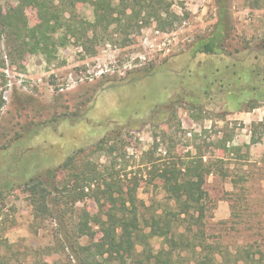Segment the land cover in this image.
I'll list each match as a JSON object with an SVG mask.
<instances>
[{
    "label": "rangeland",
    "instance_id": "rangeland-1",
    "mask_svg": "<svg viewBox=\"0 0 264 264\" xmlns=\"http://www.w3.org/2000/svg\"><path fill=\"white\" fill-rule=\"evenodd\" d=\"M166 2L161 24L150 15L126 31L97 27L86 46L71 39L49 60L40 52L8 53L0 42V237L21 254L53 243L50 225H33L29 180L114 131L125 142V157L115 166L124 165L127 178L142 177L138 198L145 204L159 211L170 206L154 190L144 154L162 157L160 165L165 157L178 162L200 153L213 170L204 183V237L224 255L249 250L242 253L249 264L264 249V98L243 102L264 78V0ZM223 5L229 31L221 52L192 54L191 45L214 30ZM77 12L93 20L90 4H78ZM38 18L36 8H23L26 26ZM260 84L264 91V80ZM63 113L76 118L42 125ZM231 146L238 148L228 152ZM103 154L98 162L108 163ZM64 177L58 171L56 181ZM77 204L97 210L89 197ZM232 204L237 216L221 223L230 219ZM151 244L157 248L161 239Z\"/></svg>",
    "mask_w": 264,
    "mask_h": 264
},
{
    "label": "trees",
    "instance_id": "trees-1",
    "mask_svg": "<svg viewBox=\"0 0 264 264\" xmlns=\"http://www.w3.org/2000/svg\"><path fill=\"white\" fill-rule=\"evenodd\" d=\"M85 3L92 6L91 21L77 14V5ZM27 5L39 13L37 23L32 26H26L23 19V8ZM219 8L214 30L191 45L192 54L221 52L229 26L223 20L226 6ZM167 11L166 0H18L5 6L0 1V42L4 41L8 53L40 52L49 60L59 46L71 39L86 46L85 42L95 37L97 27L105 30L112 25L114 30L126 31L134 21L150 15L161 24V14ZM262 80H256L248 88L250 93L243 102L264 98V91L258 90ZM65 117L76 118L58 114L42 125ZM124 145L114 131L90 148L76 149L57 167L47 168L42 178H31L27 185L33 225H50L53 243L30 246L21 254L14 249V243L0 237V264H183L186 254L191 257L184 264H231L228 255L233 256L232 264H249L248 254L242 255L249 250L239 249L233 254L227 251L224 255L201 232L208 199L205 177L213 172L202 154H187L186 160L178 162L165 157L161 166L158 161L162 157H155L152 152L144 154L149 167L146 174L154 180V190L163 192L166 204L170 203L169 209L159 211V206L147 205L138 198L142 177L127 178L126 167L115 166L117 157H125ZM237 148L231 146L226 150ZM100 153H104L108 163L98 162ZM58 171L65 173L61 182L56 181ZM86 197L95 201L94 213L78 206ZM234 208L232 204L230 219L221 223L233 222L237 216ZM144 210L150 212L149 216L144 215ZM184 222L186 226H182ZM193 227L198 230L193 231ZM154 237L161 239L157 248L151 244ZM250 260L264 264V249H259L256 258L251 256Z\"/></svg>",
    "mask_w": 264,
    "mask_h": 264
}]
</instances>
